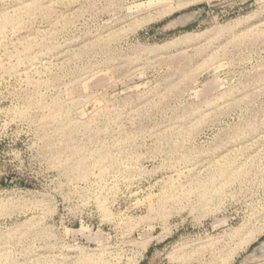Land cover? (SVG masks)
Returning <instances> with one entry per match:
<instances>
[{"label": "rangeland", "instance_id": "rangeland-1", "mask_svg": "<svg viewBox=\"0 0 264 264\" xmlns=\"http://www.w3.org/2000/svg\"><path fill=\"white\" fill-rule=\"evenodd\" d=\"M263 241L264 0H0V264Z\"/></svg>", "mask_w": 264, "mask_h": 264}, {"label": "water", "instance_id": "water-1", "mask_svg": "<svg viewBox=\"0 0 264 264\" xmlns=\"http://www.w3.org/2000/svg\"><path fill=\"white\" fill-rule=\"evenodd\" d=\"M247 260L249 261V263L264 260V241L255 248L253 254H251Z\"/></svg>", "mask_w": 264, "mask_h": 264}, {"label": "crops", "instance_id": "crops-1", "mask_svg": "<svg viewBox=\"0 0 264 264\" xmlns=\"http://www.w3.org/2000/svg\"><path fill=\"white\" fill-rule=\"evenodd\" d=\"M148 258V257H147ZM146 263V260H144L141 264H145Z\"/></svg>", "mask_w": 264, "mask_h": 264}]
</instances>
